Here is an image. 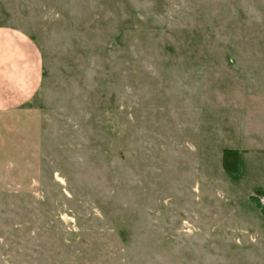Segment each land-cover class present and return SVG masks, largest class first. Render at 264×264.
Masks as SVG:
<instances>
[{
  "label": "rangeland",
  "instance_id": "1",
  "mask_svg": "<svg viewBox=\"0 0 264 264\" xmlns=\"http://www.w3.org/2000/svg\"><path fill=\"white\" fill-rule=\"evenodd\" d=\"M0 27L43 61L0 116V264H264V0H0Z\"/></svg>",
  "mask_w": 264,
  "mask_h": 264
},
{
  "label": "crops",
  "instance_id": "2",
  "mask_svg": "<svg viewBox=\"0 0 264 264\" xmlns=\"http://www.w3.org/2000/svg\"><path fill=\"white\" fill-rule=\"evenodd\" d=\"M42 78L41 53L32 39L17 29L0 27V116L28 103Z\"/></svg>",
  "mask_w": 264,
  "mask_h": 264
},
{
  "label": "trees",
  "instance_id": "3",
  "mask_svg": "<svg viewBox=\"0 0 264 264\" xmlns=\"http://www.w3.org/2000/svg\"><path fill=\"white\" fill-rule=\"evenodd\" d=\"M239 152L237 150L225 149L222 151L221 167L225 173L235 174L238 172ZM255 193L264 195V189H256Z\"/></svg>",
  "mask_w": 264,
  "mask_h": 264
},
{
  "label": "built area",
  "instance_id": "4",
  "mask_svg": "<svg viewBox=\"0 0 264 264\" xmlns=\"http://www.w3.org/2000/svg\"><path fill=\"white\" fill-rule=\"evenodd\" d=\"M258 202L261 205H264V195L258 197Z\"/></svg>",
  "mask_w": 264,
  "mask_h": 264
}]
</instances>
